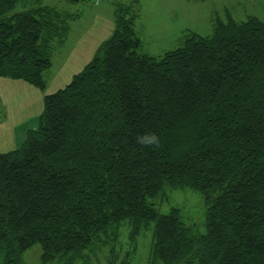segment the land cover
I'll list each match as a JSON object with an SVG mask.
<instances>
[{"label":"trees","instance_id":"1","mask_svg":"<svg viewBox=\"0 0 264 264\" xmlns=\"http://www.w3.org/2000/svg\"><path fill=\"white\" fill-rule=\"evenodd\" d=\"M78 4L85 0H66ZM83 72L45 96L36 130L0 152V264H131L152 232L148 264H264V21L214 19L155 57L141 51L135 4ZM76 15L40 0H0V78L45 90ZM154 132L159 143L138 137ZM190 189L204 232L155 200Z\"/></svg>","mask_w":264,"mask_h":264},{"label":"rangeland","instance_id":"2","mask_svg":"<svg viewBox=\"0 0 264 264\" xmlns=\"http://www.w3.org/2000/svg\"><path fill=\"white\" fill-rule=\"evenodd\" d=\"M44 5L58 6L76 15L71 23V33L66 45L54 54L53 66L44 75L45 90L24 81L0 78V152H10L19 147L23 129L27 134L35 130L45 108V96L54 94L69 85L73 77L84 71L98 48L109 40L115 31V6L113 0H85L78 4L66 0H40ZM123 5L135 4L138 12L136 32L144 54L159 57L180 48L189 33L207 37L214 31V19H227L230 13L238 22L248 17L264 21V0H122ZM16 81V82H5ZM15 83V86L4 85ZM20 130V132H19ZM159 210L166 214L179 208L187 223H193L204 232L206 206L201 194L190 189H167L155 200ZM128 229L123 230L118 263L129 249ZM152 232L147 230L138 240V250L131 264H148ZM39 245L24 256L27 264H41ZM98 264H107L100 256Z\"/></svg>","mask_w":264,"mask_h":264},{"label":"clouds","instance_id":"3","mask_svg":"<svg viewBox=\"0 0 264 264\" xmlns=\"http://www.w3.org/2000/svg\"><path fill=\"white\" fill-rule=\"evenodd\" d=\"M138 143L142 145L152 146L159 143V137L154 132H147L138 137Z\"/></svg>","mask_w":264,"mask_h":264},{"label":"crops","instance_id":"4","mask_svg":"<svg viewBox=\"0 0 264 264\" xmlns=\"http://www.w3.org/2000/svg\"><path fill=\"white\" fill-rule=\"evenodd\" d=\"M9 80V79H8ZM5 82H16V81H5ZM13 84H15V83H4V85H9V86H15V85H13ZM39 125V124H38ZM38 128V126L36 127V128H34L35 130ZM27 130H29L28 128H24L23 129V137H22V134H21V132H20V130H19V132H20V135H19V137L21 138V140H20V142H19V145L21 144V143H23L24 141H25V136H26V131ZM18 148V147H17ZM15 150V149H14Z\"/></svg>","mask_w":264,"mask_h":264}]
</instances>
